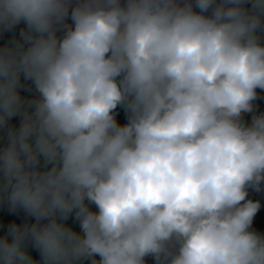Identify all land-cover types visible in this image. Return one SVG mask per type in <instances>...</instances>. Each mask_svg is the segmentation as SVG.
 Wrapping results in <instances>:
<instances>
[{
    "label": "clouds",
    "instance_id": "obj_1",
    "mask_svg": "<svg viewBox=\"0 0 264 264\" xmlns=\"http://www.w3.org/2000/svg\"><path fill=\"white\" fill-rule=\"evenodd\" d=\"M21 23L0 203L35 222L0 264H264V0H0V33Z\"/></svg>",
    "mask_w": 264,
    "mask_h": 264
},
{
    "label": "crops",
    "instance_id": "obj_2",
    "mask_svg": "<svg viewBox=\"0 0 264 264\" xmlns=\"http://www.w3.org/2000/svg\"><path fill=\"white\" fill-rule=\"evenodd\" d=\"M258 99L255 102L256 108L264 106V91L257 89ZM251 114H245V119L250 122ZM122 122L126 123V118H122ZM250 194L248 198L259 200L261 203V210L258 212L259 216L254 219L253 228L257 230H261L257 228L258 223L260 222V217L264 216V184L261 186V192L256 193L254 190H249ZM95 207L94 205L92 206ZM35 218L30 217L25 213L22 209H18L15 212L9 211V206L6 202L0 203V236L5 235L7 233V227L11 223H17L18 225H23L24 223H34ZM66 223L72 226L74 229L79 230V222L75 220L74 216L69 217ZM10 239V237H9ZM27 251L34 257V259L40 258L39 251L32 247L28 246ZM84 264H90V261H85ZM147 264H155L154 260L149 257L147 258Z\"/></svg>",
    "mask_w": 264,
    "mask_h": 264
},
{
    "label": "built area",
    "instance_id": "obj_3",
    "mask_svg": "<svg viewBox=\"0 0 264 264\" xmlns=\"http://www.w3.org/2000/svg\"><path fill=\"white\" fill-rule=\"evenodd\" d=\"M71 21L69 20V23ZM25 27V25L23 23L19 24L16 26L15 29H13L11 32L8 33H0V46H3L5 43H7L8 41L12 40L13 38L19 40L20 39V31L21 29H23ZM22 83H23V87L20 89L21 92V96L24 98H31L32 95H34V91L31 90L32 86H31V82L30 81H24L23 77H22ZM20 116H16L13 117L12 120L10 121V124L19 127L20 124ZM6 143V134L3 130H0V148H2L4 146V144ZM37 261L40 260V258L35 259Z\"/></svg>",
    "mask_w": 264,
    "mask_h": 264
},
{
    "label": "water",
    "instance_id": "obj_4",
    "mask_svg": "<svg viewBox=\"0 0 264 264\" xmlns=\"http://www.w3.org/2000/svg\"><path fill=\"white\" fill-rule=\"evenodd\" d=\"M256 111H257V113H259L260 111H264V106L257 107Z\"/></svg>",
    "mask_w": 264,
    "mask_h": 264
},
{
    "label": "trees",
    "instance_id": "obj_5",
    "mask_svg": "<svg viewBox=\"0 0 264 264\" xmlns=\"http://www.w3.org/2000/svg\"><path fill=\"white\" fill-rule=\"evenodd\" d=\"M257 216H259V213L257 214Z\"/></svg>",
    "mask_w": 264,
    "mask_h": 264
}]
</instances>
